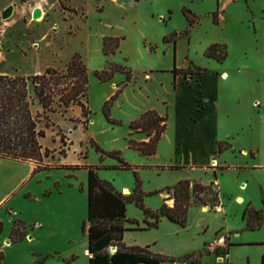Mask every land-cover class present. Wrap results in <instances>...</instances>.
<instances>
[{
  "label": "rangeland",
  "instance_id": "374dc122",
  "mask_svg": "<svg viewBox=\"0 0 264 264\" xmlns=\"http://www.w3.org/2000/svg\"><path fill=\"white\" fill-rule=\"evenodd\" d=\"M227 2L0 0V73L31 76L41 74L49 67L63 70L78 54L90 74L87 106L91 111L89 119L83 117L82 108L77 105L71 106L66 113L59 110L50 114L53 125L47 130V137L41 140L44 148L54 152L53 158L45 159L46 165L53 168L78 166L81 169H52L32 175L36 168L34 162L21 163L0 158L1 264H36L47 256L46 262L49 264H73L79 259L85 260L83 251L88 244L87 235L82 231L88 217V170L85 168L98 167L99 177L116 189L131 182L136 186L134 172L114 168L119 165L118 161L110 157L102 159L101 153L96 151V144L107 152L119 151L122 158L136 168L141 190L145 194V206L153 211L159 209L154 208L158 203L154 197L158 194H150L167 188H164L168 182L167 174L158 173L159 177H152L154 170L139 167L141 157H137L138 153L129 147V139L136 138L135 134L130 136L129 121L150 106L162 109L161 100L173 101L177 88L180 89V96L187 100L185 105L194 97L197 100L196 75L191 81L187 79L191 83L175 87L173 75L169 72H153L152 80H149L152 68L187 66L181 69H193L195 64L206 62L204 48L217 40L245 42V56L235 53L232 61L237 62L241 58V61L252 65L259 62L255 47L258 41L264 42V0H234L226 8ZM40 4L45 8V19L41 23L31 22V17L34 19L31 9ZM10 6L14 7V13L5 20L2 13ZM185 10L200 17L193 27L189 25ZM221 10L226 11L227 17L223 25L216 24L213 15ZM188 29L189 36H183ZM163 33L168 34L165 36L167 38H177V43L166 42L165 37H161ZM106 37L121 39L119 49L113 54L104 53ZM111 65L129 69L132 79L127 82L125 73L116 72L112 80L100 82L95 72ZM214 86L215 79L210 76L200 81L203 92L210 91ZM119 89H122V93L111 104L110 114L121 124L113 125L105 116L104 106ZM170 105H167L169 120L175 125L180 111L175 105ZM62 136L65 137L66 146L61 143ZM141 137H145V134ZM125 147L127 152L124 151ZM62 149L67 151V157L60 155ZM157 169L163 171L165 167ZM144 174L149 176V180H144ZM22 178L24 180L19 184ZM139 210L135 204H129L127 218L137 220L138 225L146 228V218L143 221L137 217ZM250 211L244 214L247 223ZM18 221L25 224V228L20 225V231H25L26 237L22 241L12 242L11 234ZM162 221L163 218L157 230L151 232L129 231L127 241L156 237L160 247L169 246L167 238L170 239L172 235L174 239V229L177 227L162 225ZM195 229L193 224L191 236ZM30 236L33 237L31 242L27 240ZM6 237L10 242L8 246L3 244ZM206 249L208 247L205 246L202 252Z\"/></svg>",
  "mask_w": 264,
  "mask_h": 264
},
{
  "label": "crops",
  "instance_id": "0c3cea01",
  "mask_svg": "<svg viewBox=\"0 0 264 264\" xmlns=\"http://www.w3.org/2000/svg\"><path fill=\"white\" fill-rule=\"evenodd\" d=\"M233 2L234 0H228L225 7L232 5ZM225 13V10L219 11L222 25L227 22ZM165 36L168 34H161L162 38ZM212 43L226 46L227 57L223 62L206 56V51ZM246 48L245 42L212 41L204 48L206 62L198 63V65L192 62L209 71L207 74L195 76L197 85L200 86V81L207 76L215 79V86L210 91L203 92L200 87L202 113L198 111L196 97L185 105L186 99L180 96V89L177 88L173 101L161 100L163 110L150 106L141 110L129 121L131 123L139 119L149 110H155L160 116L168 117V127L158 145L157 153L148 157L136 151L139 154L137 157H141V161L138 162L139 167L154 170L152 177H159L160 173L167 174L165 176L168 182L164 188L174 186L181 180H189L192 184L200 182L203 185H213L220 197V204L217 206H212L210 203L194 204L188 211L187 227L163 218L162 225L171 224L177 227L174 229L176 234L174 239L170 235V239L167 238L170 245L164 248L159 246L156 237L145 240L135 238L127 241L126 234L129 231L140 233L157 229L125 223L128 230L124 235V243L129 247H149L154 254L181 258L190 253L198 255L205 246L216 248L210 254L200 257L197 263L187 260L182 263L165 261L161 264H264V217L260 216L261 212L264 213L262 203V193H264V42L256 43V58L259 62L255 65L243 62L241 58L237 62L232 61L235 53L245 56ZM147 50L151 54L150 49ZM177 68L181 69L178 66ZM152 69L148 75L149 80H152L153 72H169L173 75L175 87L179 84L191 83L181 76L175 78L171 67ZM168 104L175 105L180 111L179 120L175 125H172L169 120ZM141 135L135 134V140H149L146 135L145 137ZM221 143L224 144L222 152L219 151ZM124 151L127 152L126 147ZM157 167H165V170L160 171ZM143 178L145 181L149 180V176L145 174ZM23 180L24 178L19 184ZM134 186L135 184L131 182L117 187V190L124 195H130ZM125 189L128 191L127 194L124 193ZM154 198L158 202L154 206L155 209L163 204L169 207L174 206V199L166 190ZM240 200L243 202L240 203ZM247 210L258 212L262 220L260 228L255 230L247 228V220L244 217ZM139 212L140 215L137 217L144 221L146 218L144 212L141 209ZM193 224L196 229L191 236L190 230ZM7 240L8 237L3 240V244L8 246L10 242L8 243ZM86 251H88V244L83 251L85 260L79 259L73 264H89L90 255H87Z\"/></svg>",
  "mask_w": 264,
  "mask_h": 264
},
{
  "label": "trees",
  "instance_id": "16d2710c",
  "mask_svg": "<svg viewBox=\"0 0 264 264\" xmlns=\"http://www.w3.org/2000/svg\"><path fill=\"white\" fill-rule=\"evenodd\" d=\"M190 27H193L200 17L190 11H184ZM214 22L220 23L219 11L214 14ZM192 16V18L190 17ZM190 29L183 33L189 36ZM166 42L177 43V38L171 36L164 38ZM171 39V40H170ZM120 38L106 37L104 39L105 55L115 53L120 47ZM206 56L223 62L227 57L225 45L214 44L206 51ZM192 64V63H191ZM116 72H123L127 76V82L132 79L129 69L111 65L102 71H96L95 75L102 83L112 80ZM174 77L178 76L192 79L194 75L209 73L208 69L194 66L193 69L173 68ZM89 70L76 54L63 70L49 67L41 74L31 76L10 75L0 73V158L13 160L21 163L34 162L36 168L32 175L38 172L52 169H81L78 166L61 165L50 167L45 164V159L53 158V151L44 148L41 140L47 137V130L53 125L50 114L59 110L66 113L71 106L82 108L83 117L89 119L91 114L87 106L89 95ZM122 93L119 89L115 95L105 104L104 113L109 123L120 125L121 122L113 119L110 114V106L113 101ZM198 111L203 112L202 92L198 85ZM130 130L133 134H145L148 141H137L129 139V147L142 156H153L157 153L158 145L168 127V117L160 116L155 110L143 113L139 119L130 123ZM62 145L66 146L65 137H61ZM224 144L219 145L222 152ZM96 151L101 153L102 159L110 157L118 161L119 165L114 168L120 170H132L136 179V186L130 195L119 192L110 182L102 180L98 173V167L87 166L88 170V217L83 223L82 231L88 238L89 264H161L165 261L182 263L191 260L197 263L204 254H210L206 249L198 255L190 254L181 258H174L165 255L154 254L149 247H129L124 243V235L128 230L125 223L138 224L137 220L127 218V206L135 204L142 209L146 219V228H157L162 218H167L173 223L185 227L189 209L194 204H208L217 206L220 204L219 193L213 185H203L200 182L192 184L189 180H181L165 190L174 199V206L169 207L163 204L157 211L147 208L144 204L145 194L141 190L139 174L133 166L128 164L119 151L107 152L96 144ZM178 149V153H179ZM62 157H67V151H60ZM83 192V187L80 188ZM162 191L151 193L159 194ZM48 193L47 195H50ZM202 196V197H201ZM208 198V199H207ZM264 205V193H263ZM151 219V221H149ZM20 225L25 228L22 221L15 223L11 240L12 242L22 241L26 237L25 231H20ZM262 220L258 212L251 210L247 227L251 230L260 228ZM1 227V223H0ZM116 247L115 252L111 248ZM47 257L42 258L36 264H44ZM3 254L0 253V264Z\"/></svg>",
  "mask_w": 264,
  "mask_h": 264
},
{
  "label": "water",
  "instance_id": "95a60500",
  "mask_svg": "<svg viewBox=\"0 0 264 264\" xmlns=\"http://www.w3.org/2000/svg\"><path fill=\"white\" fill-rule=\"evenodd\" d=\"M13 13H14V7L10 6L3 11L2 18L6 20V19L10 18L13 15ZM41 16H42V10L40 8L35 9L34 14H33L34 19H39V18H41ZM260 216H261V218H263L264 213L261 212ZM111 250L113 252H115L116 247H112Z\"/></svg>",
  "mask_w": 264,
  "mask_h": 264
},
{
  "label": "bare ground",
  "instance_id": "6f19581e",
  "mask_svg": "<svg viewBox=\"0 0 264 264\" xmlns=\"http://www.w3.org/2000/svg\"><path fill=\"white\" fill-rule=\"evenodd\" d=\"M37 8H40L41 10H42V18H39L40 20H34L32 17H31V22H35V23H41V22H43L44 21V19H45V16H46V11H45V8L43 7V5H37V6H35V7H33L32 9H31V14L33 13V11H35V9H37ZM124 193L125 194H127L128 193V191L125 189L124 190ZM240 203H242L243 201L242 200H240L239 201ZM32 236H30L27 240L28 241H32V238H31ZM86 254L87 255H89V252L88 251H86Z\"/></svg>",
  "mask_w": 264,
  "mask_h": 264
},
{
  "label": "built area",
  "instance_id": "2783aa9c",
  "mask_svg": "<svg viewBox=\"0 0 264 264\" xmlns=\"http://www.w3.org/2000/svg\"><path fill=\"white\" fill-rule=\"evenodd\" d=\"M221 241H222V239H221ZM215 249H216L215 247L208 248L209 251H215Z\"/></svg>",
  "mask_w": 264,
  "mask_h": 264
}]
</instances>
